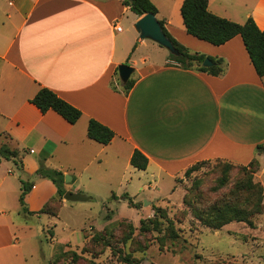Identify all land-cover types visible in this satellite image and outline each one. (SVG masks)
<instances>
[{
    "label": "crops",
    "instance_id": "1",
    "mask_svg": "<svg viewBox=\"0 0 264 264\" xmlns=\"http://www.w3.org/2000/svg\"><path fill=\"white\" fill-rule=\"evenodd\" d=\"M151 1L182 46L223 59L221 75L178 66L164 47L140 39L134 25L142 16L123 0H0V132L20 151L19 163L0 159V264L39 262L27 230L35 229L34 218L58 217L40 213L58 191L37 174L40 161L70 175L65 191L87 196L84 191L100 176L116 175L123 162L144 192L147 177L154 176L172 179L171 191L176 177L197 161L248 165L256 158L255 175L264 187V154L257 151L264 144V77L241 36L218 46L200 40L186 31L183 0ZM208 9L241 24L252 18L264 29V0H208ZM136 39L158 57L131 59ZM122 64L133 68L128 93L113 83ZM43 87L78 108L80 119L71 124L53 110L42 113L31 99ZM91 119L114 131L109 144L88 138ZM136 150L148 158L146 170L130 164ZM22 181L33 184L25 196L28 212L19 201ZM69 204L63 200L60 209Z\"/></svg>",
    "mask_w": 264,
    "mask_h": 264
},
{
    "label": "rangeland",
    "instance_id": "2",
    "mask_svg": "<svg viewBox=\"0 0 264 264\" xmlns=\"http://www.w3.org/2000/svg\"><path fill=\"white\" fill-rule=\"evenodd\" d=\"M128 23L127 19L121 23L125 34L129 32ZM164 51L168 50L164 48ZM131 54V59H139L141 55L158 57L152 48L139 45L138 39L132 45ZM113 83L122 89L120 78ZM0 142L14 148L1 132ZM193 165H197L193 172L186 174L185 171L176 177V186L171 191L172 179L154 176L147 177L150 188L141 192L135 170L127 168L125 162L116 175L100 176V182L98 179V183L84 191L90 200L70 202L60 209L57 218L42 215L43 221L33 219L35 229L27 232L34 235L32 240L40 255L36 264H124L112 255L104 241L123 253H131L140 264H264V215L253 217V227L232 222L213 230L202 225L185 203L187 198L191 205L204 209L231 199L233 190L245 197L246 193L238 190L245 178L240 169L243 165L222 159L197 161ZM254 180L258 181L256 175ZM64 183H60L63 188ZM173 188L177 189L174 193ZM129 195L136 196V200H128ZM63 200H56L51 212L58 211ZM158 208L174 224L180 236L178 240L168 237V222L163 217H159L163 221L161 232L139 233L140 222L154 218ZM49 219L52 223H48ZM128 224L133 225L134 235L124 244ZM64 241L68 243L63 244ZM65 251L75 252L77 256L72 252L64 255Z\"/></svg>",
    "mask_w": 264,
    "mask_h": 264
},
{
    "label": "trees",
    "instance_id": "3",
    "mask_svg": "<svg viewBox=\"0 0 264 264\" xmlns=\"http://www.w3.org/2000/svg\"><path fill=\"white\" fill-rule=\"evenodd\" d=\"M124 5L129 6L131 11L138 16H143L147 13L157 14L158 9L151 0H123ZM181 15L187 33L194 37L209 42L213 45H222L234 38L241 36L246 50L250 56L252 64L260 77H264V29H260L252 18H249L245 23H237L226 18L217 16L209 11L208 0H183L181 5ZM163 32L167 38L172 42L178 51V55L169 54V59L176 65L189 69L196 66V69L203 72H208L212 75H221L223 73V59H215L199 53H191L186 47L182 46L176 39H174L164 27V22L159 21ZM208 58L213 61V65L204 67L203 62ZM118 75V70L116 72ZM122 90L128 93L133 87L135 80L130 78L124 81L120 78ZM31 102L40 109L42 113L53 110L62 116L71 124L76 123L82 116V112L62 99L56 92L48 88H41L37 94L31 99ZM88 138L107 145L114 138L115 133L109 127L100 122L91 119L87 128ZM257 151L264 154V144L258 145ZM20 151L11 148L8 144L0 145V159L14 160L19 163ZM148 158L136 150L131 157L130 164L138 170H146L148 166ZM197 165L186 170V174H190L196 169ZM259 161L255 158L248 165L241 166V171L244 174V180L238 187V190H243L246 193L245 197L239 195V191L233 190L231 199L215 202L204 209H199L191 205L190 201L185 200V203L190 206L194 216L202 225L213 229L220 230L224 226L232 222H244L253 227V217L264 214V187L254 180V175L259 169ZM37 174L43 178L51 180L57 186V195L49 203H47L40 213H49L57 216L58 211L51 212L56 200H61L65 194V189L61 186L64 182L65 176L61 171L52 170L43 165L40 161V166ZM32 182L22 181V190L20 193V204L23 212H28L25 206V196L32 187ZM132 200L131 197H127ZM241 199H245L241 202ZM132 203V202H130ZM61 206V201H60ZM158 214L154 218H148L140 222L139 233L148 234L155 231L162 230L161 225L163 221L159 217L166 216L162 208L157 209ZM168 226L166 233L173 241L179 239V234L171 220H167ZM129 232L123 239L122 243H127L134 235V227L128 224ZM107 235V233H106ZM104 245L110 247L111 253L119 262L124 264H140L131 253H123V251L116 246H113L109 241H104ZM72 251H65L63 254H69ZM77 256L75 252H72ZM92 264H98L92 262Z\"/></svg>",
    "mask_w": 264,
    "mask_h": 264
},
{
    "label": "water",
    "instance_id": "4",
    "mask_svg": "<svg viewBox=\"0 0 264 264\" xmlns=\"http://www.w3.org/2000/svg\"><path fill=\"white\" fill-rule=\"evenodd\" d=\"M132 1V0H128ZM136 31L139 34L140 39L145 40H151L158 45L166 48L170 54L178 55L177 49L174 47L172 42L167 38L165 33L162 30L161 24L153 13H147L143 15L134 25ZM213 65V61L206 58L203 62L204 67H209ZM133 72V68L129 65L122 64L118 66V74L120 78L124 81H127L130 79L131 74ZM71 177L70 175H65V182H70ZM63 198L66 201L69 202H86L90 200V197L81 194V193H74L71 191H66Z\"/></svg>",
    "mask_w": 264,
    "mask_h": 264
},
{
    "label": "built area",
    "instance_id": "5",
    "mask_svg": "<svg viewBox=\"0 0 264 264\" xmlns=\"http://www.w3.org/2000/svg\"><path fill=\"white\" fill-rule=\"evenodd\" d=\"M116 29H117L118 31H120V30H121V27H120V26H118V27H116Z\"/></svg>",
    "mask_w": 264,
    "mask_h": 264
}]
</instances>
